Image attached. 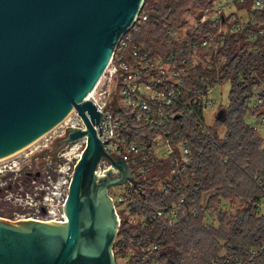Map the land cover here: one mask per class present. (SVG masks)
<instances>
[{"label": "water", "instance_id": "obj_1", "mask_svg": "<svg viewBox=\"0 0 264 264\" xmlns=\"http://www.w3.org/2000/svg\"><path fill=\"white\" fill-rule=\"evenodd\" d=\"M145 0H0V159L29 146L75 109L86 128H69L60 147L87 138L74 167L64 221L0 217V264H117L122 224L109 191L138 181L105 150L88 98ZM89 114V117L87 116ZM216 119L224 122L226 111ZM110 168L100 173V163Z\"/></svg>", "mask_w": 264, "mask_h": 264}, {"label": "trees", "instance_id": "obj_2", "mask_svg": "<svg viewBox=\"0 0 264 264\" xmlns=\"http://www.w3.org/2000/svg\"><path fill=\"white\" fill-rule=\"evenodd\" d=\"M215 1L145 0L142 14H147V20L136 23L132 36L153 55L177 54L186 47V36L201 40L212 31L206 23L183 32L184 13L192 8L202 10ZM255 1L233 0L255 19L244 31L226 37L211 70L198 69L192 74L194 81L209 78L207 83L192 82L193 87L230 81L226 120L216 119V125L205 131L197 118L176 120L175 127L189 140L196 174L189 179L179 174L170 177L168 162L159 161L156 165L164 167V178L136 176L138 186L132 189L130 198L135 201L131 205L147 221L122 223L114 246L116 261L118 248L129 247L136 237L144 245L156 242L159 249L136 252L130 264H207L213 259L242 258L264 241V211L258 210L264 205V138L246 118V104L255 95L264 96V0L253 11ZM220 127L225 134L221 135ZM159 180L166 185V193L159 188ZM181 198L184 210L173 222L157 215V209ZM191 207H196L195 213ZM248 264H264V251Z\"/></svg>", "mask_w": 264, "mask_h": 264}, {"label": "built area", "instance_id": "obj_3", "mask_svg": "<svg viewBox=\"0 0 264 264\" xmlns=\"http://www.w3.org/2000/svg\"><path fill=\"white\" fill-rule=\"evenodd\" d=\"M215 2L202 10L192 8L184 13L183 32L206 23L212 26V31L207 32L201 40L189 39L185 35L186 47L179 53L172 52L170 55H153L143 44L135 41L131 30L136 29V23L142 24L147 20V14H142V9L133 27L120 38L108 67L87 98L101 114V130L97 125L94 127L105 150L112 155L123 157L130 167L132 162V175L135 179L136 176L140 177L148 172L147 165H156L159 161L168 162L167 173L170 177L179 174L182 178L189 179L196 174L189 140H185L181 130L173 126V120L176 121L181 116L197 118L200 128L207 130L209 126L205 123L206 114L217 112L213 104V91L221 83L217 81L216 85L205 84L196 87L191 85L192 82L209 81L208 76L197 78L195 81L192 78V74L202 67L200 63L203 56L197 50L213 49L216 51V57L229 34L244 31L255 19L253 15L246 19L232 17L236 12L226 15L219 9H223L221 3ZM261 7L262 0H256L252 10H259ZM214 28L217 29L214 31ZM215 57L208 61V67L213 65ZM181 67H189L190 70H182ZM246 106L250 112L248 123L254 129L258 124H264V96L255 95ZM87 116L89 117L88 113ZM71 127L86 128L75 109L55 128L35 141L36 145L31 153L34 150L47 152L55 141L58 147L47 154L44 167L38 169L36 177H32L29 182L22 179L25 173L31 171L27 164L22 163L23 157L0 167V189L12 188L16 183L15 179L21 181L18 190L10 192L8 198L19 201L24 211L13 214L11 218L5 217L6 219L46 222L65 220L62 208L68 198L74 167L87 143V138L84 137L61 148L60 141L66 137ZM137 166L139 174L135 175ZM99 167L100 173L103 174L110 165L104 160ZM12 176L13 180H8V177ZM125 184L126 186L118 192V204L110 194L122 223L125 220L132 225L145 223L147 216L135 212L131 205L135 201V197L130 198L132 189L129 185L132 183L127 181ZM159 184L160 189L166 193L167 187L163 180H159ZM183 210L184 198H181L179 202L157 209L156 213L159 217L173 222ZM258 210L263 212L264 205H260ZM190 211L195 213L196 207H191ZM156 249H159L156 242L144 245L136 237L131 240L129 247L118 248L117 252L130 264L129 261L136 252H153ZM263 251L264 241L259 248L250 250L245 257L213 259L207 264H248Z\"/></svg>", "mask_w": 264, "mask_h": 264}, {"label": "rangeland", "instance_id": "obj_4", "mask_svg": "<svg viewBox=\"0 0 264 264\" xmlns=\"http://www.w3.org/2000/svg\"><path fill=\"white\" fill-rule=\"evenodd\" d=\"M219 2L221 3V6L223 7V9H221V8H219V9L221 11H223L226 15L236 12V15L232 16V17H240L241 19H246L251 15L250 11L247 8L238 9V7L235 5L233 0H216L215 3L218 4ZM228 2H232V3H228ZM197 10H198V8H197ZM232 19H235V18H232ZM216 29L217 28H214V31ZM180 41L183 42L182 39H180ZM197 52L203 56V60L200 63V65L202 67H200L198 69H202L205 71L211 70L212 66L208 67V61L212 60L213 57H215L216 51H214L213 49H208V50L199 49V50H197ZM177 61H178V64L181 63L180 59H178ZM181 68H183L182 70H190L189 67H181ZM197 70H196V72H197ZM230 90H231L230 81L221 82L218 86L215 87V89L213 91V104H214V109L217 110V112L215 114H212L211 112H208L206 114L207 118L205 119V123H207L208 126H215L216 125L215 120H216L217 113L220 110H222V109L225 110V108L228 107ZM255 92H260V89H256ZM247 110L248 111L246 113V118L249 119L250 112H249L248 107H247ZM257 110L261 111L260 109H257ZM175 122L176 121L173 120V126L176 124ZM251 122H252V120H251ZM253 122H254V119H253ZM256 127H257V125H256ZM218 130L221 133V135L225 134V132H226V130L223 127H220ZM255 131L260 133L264 138V124H258V127L255 129ZM35 145H36V142L34 141L29 146L19 150L17 152V154L15 153L9 157L1 159L0 167H2L4 164H9L13 160H18L20 157H23L22 163L24 165L27 164L28 168L31 171H28L27 173H25L22 176V179L24 182H29L32 179V177H36L35 174H36L37 170L42 169L44 167V163H45L44 160L47 158V154L53 152L58 147V144L55 141L53 146H51L47 152H44V151L39 152L37 150L36 151L34 150V152L31 153V150L35 147ZM131 167H134L132 162H131ZM138 168H139L138 166L135 167V171H134L135 175L139 174ZM147 168H148V172H146L145 174H143L142 176L139 177L142 180L147 178V177L151 178L153 176H158L160 178L165 177V174H163L165 170H164V167H162L161 165H147ZM8 180H13V176H12V178L8 177ZM15 180H16V183L13 184L12 188L7 187L5 189H0V217L11 218L13 216V214L21 213L24 211V208L19 201H17L14 198H8V196L10 195L9 193L10 192H16L19 188L20 183H21L20 180H18V179H15ZM124 186H126L125 183L122 185L113 186L110 188V194L114 197L117 204H118V200H117L118 192L121 189H123ZM137 186L134 187V185L132 184V186L129 185V188L133 189V188H137ZM159 188H160V184H159ZM117 263L118 264H127L126 261L123 260L119 255H118Z\"/></svg>", "mask_w": 264, "mask_h": 264}]
</instances>
